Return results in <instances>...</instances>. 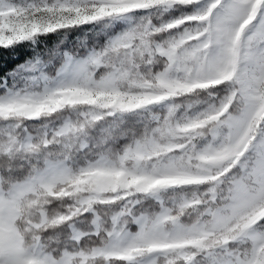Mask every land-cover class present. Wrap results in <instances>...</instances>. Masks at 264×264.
<instances>
[{
	"label": "snow or ice",
	"instance_id": "snow-or-ice-1",
	"mask_svg": "<svg viewBox=\"0 0 264 264\" xmlns=\"http://www.w3.org/2000/svg\"><path fill=\"white\" fill-rule=\"evenodd\" d=\"M0 264H264V0H0Z\"/></svg>",
	"mask_w": 264,
	"mask_h": 264
}]
</instances>
